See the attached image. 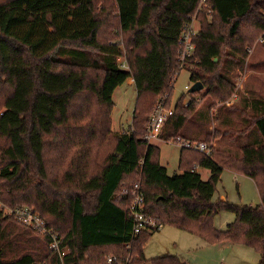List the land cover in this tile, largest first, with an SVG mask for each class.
<instances>
[{
    "label": "trees",
    "instance_id": "16d2710c",
    "mask_svg": "<svg viewBox=\"0 0 264 264\" xmlns=\"http://www.w3.org/2000/svg\"><path fill=\"white\" fill-rule=\"evenodd\" d=\"M196 16L194 55L183 65L181 34ZM260 39L264 51V0H0V203L34 210L66 251L61 258L48 238L29 236L0 212V264H189L146 258L148 241L166 226L209 245L250 248L264 264V96L244 99L243 109L218 107L237 95L231 75ZM122 57L129 70L120 68ZM184 69L206 91L178 101L161 141L235 144L255 131L261 140L242 146L241 156L218 146L210 156L181 149L180 174L170 176L146 137L158 105L172 109ZM131 78L132 125L119 136L113 96ZM204 102L240 120L217 117L213 132L189 138ZM198 169L209 172L207 181ZM224 170L252 179L261 204L214 203ZM136 184L157 224L139 234L124 192ZM223 212L235 221L220 231L214 222Z\"/></svg>",
    "mask_w": 264,
    "mask_h": 264
},
{
    "label": "rangeland",
    "instance_id": "374dc122",
    "mask_svg": "<svg viewBox=\"0 0 264 264\" xmlns=\"http://www.w3.org/2000/svg\"><path fill=\"white\" fill-rule=\"evenodd\" d=\"M205 8V7H204ZM193 29L195 31H199L201 28L199 18L193 20L192 23ZM262 39H260L256 46L253 49H248L249 59L246 61V64L243 66L237 67L233 74L231 75V79L235 82L237 86V95L238 98L234 101L232 107H239V109L244 108V99H247L248 102L253 97H261L264 96V51L261 48ZM250 63L256 62L259 63L258 67L253 69L249 65ZM126 58L122 57L119 60V64L122 70H127L125 67ZM128 65V64H127ZM193 83L191 82V73L189 70L184 69L178 76L177 82L175 84V88L173 91L171 106L172 109L175 108L178 101L185 97V102L188 104L192 99H198L201 94L205 93V89L201 92L189 95V91L192 88ZM137 98L136 88L134 80L129 79L124 85L118 87L114 93L113 101H114V109L112 111V121H113V131L115 134L119 136H123L129 133L133 120V113L135 108V102ZM209 102H204L203 106L199 108L198 113L193 116L190 122L194 120H198L197 124H190L187 129V136L197 137V139H203L206 132L214 131V129L218 125L217 116L218 110L213 109L209 112ZM218 107L229 108L227 104L218 105ZM174 111V110H173ZM220 118L229 117L232 121L237 122L240 120L238 114L236 112L230 113V115H226L225 109L221 111ZM241 121H239V130L243 129L241 125ZM261 140V135L259 132L255 131L249 137H244L240 142L235 144H231L228 142L227 138L221 142L222 145L220 148L229 150L232 154L236 156H241V147L254 144L256 141ZM151 144L160 148V164L165 167L170 176L176 175L180 173L179 163H180V155H181V147L179 144L174 142H164L161 141L160 138H154ZM205 178V172H202ZM232 171H224L222 175V182L218 187V196L222 193L227 195V198L234 205H248V206H258L261 204V196L259 190L255 184V182L246 177L240 176L238 180L235 179ZM3 213L4 217H10L17 221L20 225L24 226L23 232L28 233L29 236H33V232L38 234L39 236H43L38 233L33 228L25 225L24 223L18 221L16 217L10 216L11 210L16 209H28V208H16L10 209L6 208L4 205ZM243 207V206H240ZM32 210V209H29ZM36 213L34 210H32ZM39 215L38 213H36ZM40 216V215H39ZM42 219V218H41ZM43 220V219H42ZM44 221V220H43ZM235 221V215L229 212H223L218 217H216L214 225L215 227H223L226 228L227 224ZM45 222V221H44ZM46 223V222H45ZM29 228V229H28ZM28 230V231H27ZM31 230V231H30ZM32 233H30V232ZM34 233V234H35ZM45 237V236H43ZM190 234L185 233L181 230H178L174 227L166 226L161 229L158 233H156L147 243L145 247V255L148 260L165 257V256H176L179 258H184V253H189L191 250V245L188 240ZM47 238V237H46ZM41 244H38L40 246ZM37 246V247H38ZM25 247V246H22ZM43 247V246H41ZM50 247V246H49ZM50 249V248H49ZM228 256L225 257V264H258L260 260V256L252 249L230 245ZM184 261V259H183Z\"/></svg>",
    "mask_w": 264,
    "mask_h": 264
},
{
    "label": "built area",
    "instance_id": "2783aa9c",
    "mask_svg": "<svg viewBox=\"0 0 264 264\" xmlns=\"http://www.w3.org/2000/svg\"><path fill=\"white\" fill-rule=\"evenodd\" d=\"M192 23L184 28L180 38V44L182 45L181 61L183 65H185L186 62L193 57L195 51L193 38L199 33V31H195L193 29ZM125 67L127 68V70H129L127 62H125ZM237 98L238 95L234 96L232 100L227 103V105L229 107L232 106ZM173 113V110H168L166 108L164 102H161L158 105V108L153 114L148 127V135L146 137V140L149 143L150 141L152 142L154 138L159 137L163 130V127L165 126V123L167 122L169 117L173 115ZM175 143L179 144L181 149L198 151L207 156H210L213 147H216V144H212L211 146H209L204 143L182 140L180 138ZM124 192L126 195H129L132 198L131 213L134 216L135 222L137 223L135 234H139L140 231L146 228H157L156 222L146 217L145 215V195L142 191L141 185H132L129 188L125 189ZM0 211H3V206L1 203ZM9 214L10 216L16 217L18 221L33 228L41 235L47 237L50 241V249L58 253L61 258L66 255V251H63L61 249V241L59 240L58 236L52 230L48 229L47 224L41 219L39 215L29 209L11 210ZM158 229L161 230V228ZM113 260V258H110L108 260V263L112 264Z\"/></svg>",
    "mask_w": 264,
    "mask_h": 264
},
{
    "label": "crops",
    "instance_id": "0c3cea01",
    "mask_svg": "<svg viewBox=\"0 0 264 264\" xmlns=\"http://www.w3.org/2000/svg\"><path fill=\"white\" fill-rule=\"evenodd\" d=\"M217 117L218 118L220 117L219 113H218ZM219 120L229 121V117H227V116L225 117V115H224L223 118H219ZM217 123H220V122H217ZM209 132H211V130ZM209 132H206L205 136ZM190 138H197V137H190ZM221 145H222L221 142L216 144V146H220V147H221ZM224 150H227V149H224ZM227 151H229V150H227ZM224 171H227V170H224ZM202 172H205V178H204ZM198 173L201 175V177L204 181H207L209 179V172L207 170L198 169ZM223 174H224V172H223ZM233 174H234V176H237V177H235L236 180H238V178L240 176H242V175H238L235 173H233ZM221 182H222V180H221ZM221 182H220V184H221ZM217 202H229V203H231L229 201V199L227 198V195L225 193H222L221 195L218 196V190H217L216 195L214 196V203H217ZM231 204H233V203H231ZM238 206H248V205H238ZM233 222L227 224L226 228H223V227H219V228L216 227V228L220 231H225L227 229V227L230 224H232ZM190 236H192V235H190ZM187 240H188L189 244L191 245V250L189 253H184V258L177 257L178 259H180V260L184 259V261H186L189 264H225L224 258L228 256V253H229L228 251L230 250L229 247L231 245L230 243H221V244H216V245H209L206 242H204L203 240H201L195 236H192ZM259 262H260V260H259Z\"/></svg>",
    "mask_w": 264,
    "mask_h": 264
},
{
    "label": "water",
    "instance_id": "95a60500",
    "mask_svg": "<svg viewBox=\"0 0 264 264\" xmlns=\"http://www.w3.org/2000/svg\"><path fill=\"white\" fill-rule=\"evenodd\" d=\"M204 90V86L201 83H196L190 89V94H195Z\"/></svg>",
    "mask_w": 264,
    "mask_h": 264
}]
</instances>
